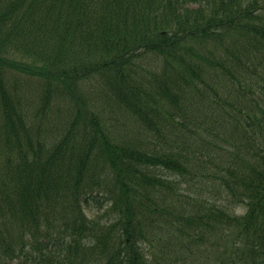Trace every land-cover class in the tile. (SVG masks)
Masks as SVG:
<instances>
[{"label":"trees","instance_id":"16d2710c","mask_svg":"<svg viewBox=\"0 0 264 264\" xmlns=\"http://www.w3.org/2000/svg\"><path fill=\"white\" fill-rule=\"evenodd\" d=\"M13 68L41 108L70 104L61 132L36 124ZM93 78L128 130L81 96ZM205 252L264 264V0H0V264Z\"/></svg>","mask_w":264,"mask_h":264},{"label":"rangeland","instance_id":"374dc122","mask_svg":"<svg viewBox=\"0 0 264 264\" xmlns=\"http://www.w3.org/2000/svg\"><path fill=\"white\" fill-rule=\"evenodd\" d=\"M11 70L12 74L10 78L12 88L15 89L21 96L22 102L28 108L29 113L36 117V124H39L41 128L45 129L48 133H54L60 129L62 130V127L73 117L68 107L70 104L68 102H64L60 103L59 106L54 105L51 108H41L38 97V93L41 90L38 86L39 81L37 78L33 74H28L16 68ZM97 85L98 84L96 83L95 78L85 80L83 86L79 88L81 89V96L88 102H91L90 104L93 109H96V111L104 115L108 120V124L112 125L114 129L121 132L128 130L129 120L121 114L116 104L107 99V96L102 93L100 87H96ZM202 89L207 100L211 102L214 98V94L205 87ZM215 106L216 109L213 112L206 114L208 121L216 119L217 112L221 110L220 106H224L229 109L222 103ZM61 130L59 132H61ZM221 142L223 141L218 142V144ZM101 203L103 204L102 199ZM89 205L90 207L85 208L86 213L89 216L100 215V213L95 210L97 207H100L101 212L105 209L104 204L100 206L98 202H95L94 200H90ZM235 210L236 212L241 211L240 208H235ZM212 256H214L212 253L205 252L202 255H199V257L197 255H194L193 257L195 262L210 264Z\"/></svg>","mask_w":264,"mask_h":264}]
</instances>
